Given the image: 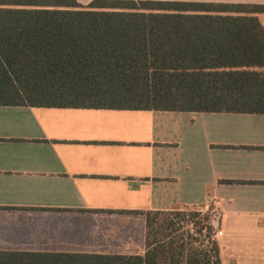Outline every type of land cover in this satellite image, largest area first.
Returning a JSON list of instances; mask_svg holds the SVG:
<instances>
[{
    "label": "crops",
    "instance_id": "0c3cea01",
    "mask_svg": "<svg viewBox=\"0 0 264 264\" xmlns=\"http://www.w3.org/2000/svg\"><path fill=\"white\" fill-rule=\"evenodd\" d=\"M196 206L264 264V113L0 105V250L145 254L143 212Z\"/></svg>",
    "mask_w": 264,
    "mask_h": 264
},
{
    "label": "trees",
    "instance_id": "16d2710c",
    "mask_svg": "<svg viewBox=\"0 0 264 264\" xmlns=\"http://www.w3.org/2000/svg\"><path fill=\"white\" fill-rule=\"evenodd\" d=\"M261 12L263 3L0 0V105L264 113ZM167 212H143L145 254L0 250V264H225L215 240L195 249L189 233L161 234L172 222L155 219ZM214 218L203 225L211 234Z\"/></svg>",
    "mask_w": 264,
    "mask_h": 264
},
{
    "label": "rangeland",
    "instance_id": "374dc122",
    "mask_svg": "<svg viewBox=\"0 0 264 264\" xmlns=\"http://www.w3.org/2000/svg\"><path fill=\"white\" fill-rule=\"evenodd\" d=\"M217 212V209L212 207H186L170 210L166 214L156 217L155 220L157 224L162 223V221L172 222L171 227L169 229L164 228L161 234L173 233L176 236H185L189 233L197 239L196 242L191 243V248L204 249V246L209 247L210 241L214 240V234H211L207 228H203V225L207 215L211 214L212 216V213L215 215L213 221L216 223L218 219ZM161 234H156V237H160Z\"/></svg>",
    "mask_w": 264,
    "mask_h": 264
},
{
    "label": "built area",
    "instance_id": "2783aa9c",
    "mask_svg": "<svg viewBox=\"0 0 264 264\" xmlns=\"http://www.w3.org/2000/svg\"><path fill=\"white\" fill-rule=\"evenodd\" d=\"M217 214V213H216Z\"/></svg>",
    "mask_w": 264,
    "mask_h": 264
}]
</instances>
